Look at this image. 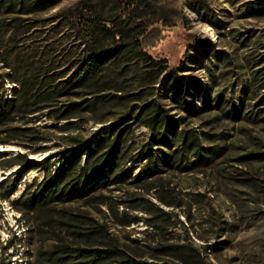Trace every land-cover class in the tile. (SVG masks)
<instances>
[{
  "label": "rangeland",
  "instance_id": "1",
  "mask_svg": "<svg viewBox=\"0 0 264 264\" xmlns=\"http://www.w3.org/2000/svg\"><path fill=\"white\" fill-rule=\"evenodd\" d=\"M35 19L22 40L47 37L55 55L93 19L129 37L144 31L147 54L162 71L149 99H140L148 69L141 63L132 66L121 98L106 95L87 106L97 98L69 97L80 102L70 129L49 112L26 123L33 126L29 137L48 141L33 138L30 148L0 143V264H58L45 257L59 237L87 246L83 235H67L69 213L95 217L107 227L106 241L131 252L109 254L100 264H125L127 257L134 264H264V0H60ZM7 71L0 62V75ZM168 81L183 83L180 98ZM1 84L9 98L10 81L0 78ZM152 99L175 121L178 135L149 149L151 130L136 113ZM130 106L137 110L125 122L120 147L127 161L84 196L30 207L28 196L62 156ZM184 136L198 137L203 148H189ZM19 151L28 160L5 166Z\"/></svg>",
  "mask_w": 264,
  "mask_h": 264
},
{
  "label": "trees",
  "instance_id": "2",
  "mask_svg": "<svg viewBox=\"0 0 264 264\" xmlns=\"http://www.w3.org/2000/svg\"><path fill=\"white\" fill-rule=\"evenodd\" d=\"M59 1L0 0V62L8 70L4 75H0V78L3 82L9 80L12 88L11 96L4 98L3 84L0 85V143L15 141L30 148L27 144L28 140L34 138L29 137L33 126H27L26 123L41 116L49 117V112H55L57 120L65 119V127L70 129V124L74 121L71 118L76 116L77 104L80 102L67 101L69 97L81 94L97 98L87 106H94L98 99L106 95L121 98L125 80L132 66L137 67L141 63L148 69L140 77V99H149L156 94L155 84L162 70L160 62L147 54L145 46L149 43V34L146 35L144 31L129 37L122 28L113 30L93 19L86 22L87 25L70 41V45L62 47L56 55L53 49L49 48L47 37L44 40L43 37L34 39L36 43H30L33 40L27 43L22 40L31 34L37 25V19L31 21V16L50 9ZM3 13H12L13 16L5 20ZM49 20L50 17L46 19ZM167 84L173 95L177 96V99L180 98L179 88L183 83L168 81ZM133 108L130 106L125 116L99 128L84 143H80L81 140L75 141L80 145L63 155L54 174L45 175L28 196L29 206L40 207L49 203L68 202L84 196L97 182L109 177L124 164L127 160L124 159L125 152L121 151L120 147L128 127L125 122L135 117L131 115V110L135 112L137 109ZM137 111L136 115L140 113V116L145 118L144 124L151 130L149 149L154 145L167 146L170 138L178 135L175 121L154 99L139 105ZM188 138H191L189 148H203L198 142V137L184 136V144ZM34 140L40 142L49 139L40 136ZM106 147L108 149L103 150ZM82 154L83 162L80 160ZM149 154L139 153L138 158L144 159L150 156ZM195 154L202 153L196 151ZM157 159L158 157H155V161ZM27 160L26 151H19L11 159H7L4 165L10 167ZM146 173L143 169L137 177ZM158 210L164 211L159 207ZM65 225L68 228V236L74 233L83 235L87 246L73 247L59 237L45 257L51 262L80 264L75 263L74 259L84 257L91 259L89 264H100L109 254L131 253L116 246L111 239L106 241V236L109 235L107 227L89 214L69 213ZM72 227L82 230L69 229ZM130 261L129 257L123 260L125 264H134ZM134 262L151 264L145 260Z\"/></svg>",
  "mask_w": 264,
  "mask_h": 264
},
{
  "label": "water",
  "instance_id": "3",
  "mask_svg": "<svg viewBox=\"0 0 264 264\" xmlns=\"http://www.w3.org/2000/svg\"><path fill=\"white\" fill-rule=\"evenodd\" d=\"M10 148H13V147H10Z\"/></svg>",
  "mask_w": 264,
  "mask_h": 264
}]
</instances>
